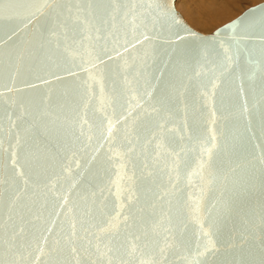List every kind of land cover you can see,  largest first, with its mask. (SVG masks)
I'll list each match as a JSON object with an SVG mask.
<instances>
[{"label": "water", "instance_id": "obj_1", "mask_svg": "<svg viewBox=\"0 0 264 264\" xmlns=\"http://www.w3.org/2000/svg\"><path fill=\"white\" fill-rule=\"evenodd\" d=\"M41 2L3 0L0 11V264H264L259 89L245 54L233 48L226 61L216 35L227 44L258 34L264 1L210 33L187 24L174 0L181 23L163 33L123 18L137 0H55L29 19ZM243 43L258 53V35ZM89 61L102 82L86 89ZM129 143L117 198L113 151ZM194 201L208 209L200 223ZM117 212L127 219L114 229ZM201 224L218 249L207 260ZM97 237L119 250L100 255Z\"/></svg>", "mask_w": 264, "mask_h": 264}, {"label": "snow or ice", "instance_id": "obj_2", "mask_svg": "<svg viewBox=\"0 0 264 264\" xmlns=\"http://www.w3.org/2000/svg\"><path fill=\"white\" fill-rule=\"evenodd\" d=\"M91 3H96L97 0H90ZM55 3V0H42L40 7L36 8L34 11L29 10V16L28 18L31 19L36 14L40 13L43 8L48 7L51 8L52 5ZM109 3H111V0H109ZM129 3H132V0H129ZM3 10V0H0V11ZM79 11V10H78ZM86 12H88L87 9H85ZM113 12L116 13V15H120L121 10L120 9H113ZM261 11H264L262 9ZM69 12H71V9H69ZM88 15L92 18H95L96 12L95 10L88 12ZM129 15L133 16V22H139L143 23L145 28H147L148 23H151L152 25V31L155 32L157 29L161 33L171 31V27L173 25H178L181 23L179 18L176 16L174 9L168 6V0H146L145 3L141 4L139 3V0H137L136 6L129 8L127 11L123 12V18H127ZM249 15H252V13H249ZM109 16L112 20L116 19V16L109 13ZM79 18V17H77ZM247 19V16L240 20L239 23L243 24L244 20ZM86 22V21H82ZM236 28V24H230L225 26L224 31L228 32L230 29ZM97 31H100V29H97ZM141 36H143V40L148 41L149 43L153 39L152 35L148 33H141ZM173 35H178V33H173ZM194 35V34H193ZM217 42L219 43V47L223 50L224 57L226 61H234V53L233 48H235L236 53H244L246 56V60L248 65L251 66L252 72L249 77L250 80H252V84L250 85V89L252 92H257V89H259V120L261 127L264 128V19L261 21V31L257 34L254 32H244L241 34L233 35L230 38V43H225L224 40L220 39L221 33H217ZM258 35L259 37V44L260 48L258 50V53L254 51V48L249 47L248 43L242 42H249L254 43L255 37ZM137 42L140 41V37H136ZM126 43H131V41H127ZM127 50V48L125 49ZM104 55H108L107 52L103 53ZM97 59H100L99 56H97ZM89 63H92V67L96 69L95 72H93L91 69L85 68L84 70L88 72V80L84 81V87L88 89L89 87H94L96 84L101 83V80H98L97 77L100 75V70L97 67V65L89 61ZM230 66V65H229ZM258 81V83H257ZM216 85L213 84V88H215ZM239 91L242 93L244 92L243 86H240ZM255 107V106H254ZM245 111H247V107H245ZM85 123L87 121H84ZM116 123H119V120L116 121ZM115 127V124L112 120H108L107 124V133L106 139L110 138L113 132V129ZM212 140H215V136L212 137ZM135 151L134 145L127 146V151H119L114 150L113 155L116 160L119 161V171H118V179L114 181V185L116 188L115 195L117 198L121 195L123 191L126 189L122 186L121 180L127 179V173L124 171L129 163L128 157L129 154ZM211 149L210 148H203L201 152V161L199 163V168L201 172H203L208 166L209 161L205 159L204 157L206 155L210 154ZM264 160V158H262ZM23 175V173H21ZM25 185H27V180H24ZM260 186L261 191L264 193V171H261L260 175ZM254 187V185H253ZM249 191H251V188H249ZM62 203L59 204V208L64 209L67 207L68 199L66 196L61 197ZM208 209L204 208L199 201H194L193 204L190 206L189 214L192 217V220L196 223H200L201 217L206 214ZM57 216L60 215L59 212L56 213ZM127 218L124 217L121 218V214L117 212L116 216L113 218V222L111 223V227L114 229H119L120 224L124 222ZM53 224H55V220L52 221ZM75 224L71 225L72 229H75ZM48 232H51L52 229H47ZM104 231V230H102ZM202 236H204L206 239L203 244L197 245V254L199 257L203 258L204 260H207L210 256L214 255L218 249L216 248L215 243L212 241L211 237L207 232L203 230V225L201 224V233ZM71 235H77L75 231L71 233ZM97 243L95 245V251L99 253L100 255H112L114 251H118L119 249H114L113 247H110L111 244L110 240H106L105 237H97ZM138 239V237L136 238ZM170 245H166V247H169ZM136 250V249H134ZM40 251H43V248H40ZM72 251H76V249H72ZM161 254L165 252V248L160 249Z\"/></svg>", "mask_w": 264, "mask_h": 264}, {"label": "bare ground", "instance_id": "obj_3", "mask_svg": "<svg viewBox=\"0 0 264 264\" xmlns=\"http://www.w3.org/2000/svg\"><path fill=\"white\" fill-rule=\"evenodd\" d=\"M244 1L247 0H195V1L189 0L186 1L185 9L189 18H191L194 22H196L198 25L202 26L203 28H207L214 25L217 22L223 21L224 19H228L232 15V12L236 8V6L241 5ZM250 1L254 2L256 0H250ZM174 8H175V0H174Z\"/></svg>", "mask_w": 264, "mask_h": 264}, {"label": "rangeland", "instance_id": "obj_4", "mask_svg": "<svg viewBox=\"0 0 264 264\" xmlns=\"http://www.w3.org/2000/svg\"><path fill=\"white\" fill-rule=\"evenodd\" d=\"M186 1L189 0H175V8L176 10L181 14V16L183 17V19L194 29H196L199 32L202 33H210L212 32L214 29H216L217 27L229 22L230 20L234 19L236 16H238L243 10H245L246 8L250 7V6H254L264 0H256V1H244L241 5H237L236 6V10L234 9V11L232 12V15L228 18V19H224L223 21L217 22L214 25L207 27V28H203L202 26L198 25L196 22H194L191 18H189L185 6H186ZM191 1H195V0H191ZM249 1V2H248Z\"/></svg>", "mask_w": 264, "mask_h": 264}]
</instances>
